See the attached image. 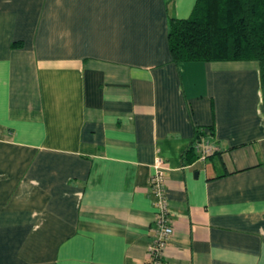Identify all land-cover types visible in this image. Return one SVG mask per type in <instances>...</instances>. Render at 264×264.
I'll use <instances>...</instances> for the list:
<instances>
[{"label": "crops", "instance_id": "0c3cea01", "mask_svg": "<svg viewBox=\"0 0 264 264\" xmlns=\"http://www.w3.org/2000/svg\"><path fill=\"white\" fill-rule=\"evenodd\" d=\"M194 4L0 0V264L147 262L156 156L165 264H264L260 63L174 62Z\"/></svg>", "mask_w": 264, "mask_h": 264}, {"label": "trees", "instance_id": "16d2710c", "mask_svg": "<svg viewBox=\"0 0 264 264\" xmlns=\"http://www.w3.org/2000/svg\"><path fill=\"white\" fill-rule=\"evenodd\" d=\"M194 5L185 19L169 17L173 61L258 60L264 85V0H195ZM199 138L190 150L201 144Z\"/></svg>", "mask_w": 264, "mask_h": 264}, {"label": "built area", "instance_id": "2783aa9c", "mask_svg": "<svg viewBox=\"0 0 264 264\" xmlns=\"http://www.w3.org/2000/svg\"><path fill=\"white\" fill-rule=\"evenodd\" d=\"M195 150L202 159L209 155L213 149L206 140L203 144L196 145ZM151 168L149 188L154 197L153 238L147 246V262L144 264H165L164 250L170 242L173 233V224L170 213H168L165 190L166 175L169 167H167L162 158L156 156Z\"/></svg>", "mask_w": 264, "mask_h": 264}]
</instances>
